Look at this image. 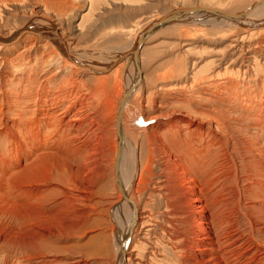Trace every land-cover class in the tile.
<instances>
[{"label":"bare ground","instance_id":"obj_1","mask_svg":"<svg viewBox=\"0 0 264 264\" xmlns=\"http://www.w3.org/2000/svg\"><path fill=\"white\" fill-rule=\"evenodd\" d=\"M32 1L0 0V250L14 256L24 240L54 252L75 224V203L85 220L110 172L112 264H264V0L242 21L209 13L234 15L220 7L175 8L200 10L179 21L199 32L236 33L207 69L185 72L188 48L147 85L144 31L168 12L102 61L80 51L47 8L8 31V5ZM167 101L175 110L164 114Z\"/></svg>","mask_w":264,"mask_h":264},{"label":"rangeland","instance_id":"obj_2","mask_svg":"<svg viewBox=\"0 0 264 264\" xmlns=\"http://www.w3.org/2000/svg\"><path fill=\"white\" fill-rule=\"evenodd\" d=\"M42 1L36 0L21 4L10 3L7 10L3 13L8 22V31L19 29L23 25L22 23L28 20L30 21L32 16L43 15L47 8L51 11L50 14L52 16H57L63 22L62 28L72 38V42L80 48V51L93 54L90 57L91 59L95 55V59L98 57L97 59H102V61L103 59L105 61H111V55L116 52L121 53L127 51L133 39L143 29L149 26L159 16L164 15L172 9L175 10V8L182 7L183 5L214 6L220 7L232 14H241V12H245L250 8L256 0H65L68 4L66 5L64 3L61 5L62 7H59L57 3L49 2L45 4ZM32 11L35 13L32 14ZM197 28L193 22H178L157 31L156 35L154 33L148 37L149 39L144 42L142 47L143 51L141 50V67L146 85L147 82L158 74L172 67H176V58L182 56L183 53L185 55V50L188 48L194 52L186 54L185 60H179L183 63L184 69H186L185 72L188 74L198 72L201 67V69H207L215 58L228 54L229 46L236 33L234 28L225 26L211 29L212 27L209 26L202 27L205 29L203 32H199ZM202 51L204 53H201ZM202 54V61L199 62L200 64H197L198 58ZM106 57L109 59H106ZM195 58L197 65L195 64L193 66L191 60L195 61ZM228 65L229 62L224 64L222 68ZM126 67L130 68V65ZM109 75L111 76L113 74L110 72ZM184 75L183 72H177L175 75L177 78H174L173 81H182L184 77H181ZM131 79L132 76L124 79V84L128 85ZM135 100V96H132L131 101ZM169 103L170 101H167L166 105L168 106L161 108L162 113L168 114L171 110H175L174 107H171L172 105L169 106ZM111 177L113 176L109 172L108 184L110 186H108L109 189L107 191L102 190L105 187L103 186L104 183L102 181H100L101 183L98 182L96 189L99 192L96 194L97 196L94 195L95 197L93 198H95V201H93L97 202V204L99 203V205L90 207L89 209L87 208L88 211L85 220L79 214L82 210L80 208L82 207L81 203H75L76 208L79 205L75 210L77 215L75 213L73 215V220L75 219L73 222L75 224L71 227L69 233L66 232L67 236L60 235L54 241V246L51 245L54 252H44L45 256L40 255L41 253L29 250L25 241L20 240L16 244V252L12 253L17 257L22 254L18 258H15L11 254L8 255L0 250L1 256L6 255V257L0 256V264H112L115 255V239L109 231L110 222L106 218L107 214L104 211V209H108L109 203L113 199L112 197L116 196V192L113 190V188H116L115 185L112 188L114 179ZM98 185L100 187L103 186L102 189ZM258 192L262 194V190ZM262 199L264 198H260L257 204L259 205L258 207L263 206L260 204ZM262 203L264 204V202ZM142 207L141 205H137L139 212H142L141 214L145 220V212H143ZM141 231L140 226L138 229L140 239L143 238L140 234ZM67 233L70 234L69 237ZM107 244L108 251L105 252L106 248L104 247ZM18 251L20 252L18 253Z\"/></svg>","mask_w":264,"mask_h":264},{"label":"water","instance_id":"obj_3","mask_svg":"<svg viewBox=\"0 0 264 264\" xmlns=\"http://www.w3.org/2000/svg\"><path fill=\"white\" fill-rule=\"evenodd\" d=\"M193 12L200 13L201 11L197 9L196 10L177 9V10L169 11L164 16H162L157 22H155L154 24L150 25L145 29L144 31L145 37L146 36L150 37L152 34L156 33L157 31L166 28L169 25L178 23L184 14H191ZM209 13L216 16H221L225 19H229L232 21H242L245 19V17L249 12H242L241 14H234V15H227L216 11H210Z\"/></svg>","mask_w":264,"mask_h":264}]
</instances>
